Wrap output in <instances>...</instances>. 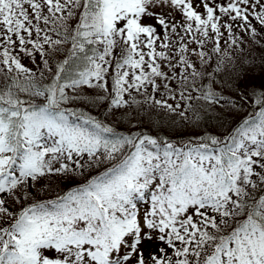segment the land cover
I'll use <instances>...</instances> for the list:
<instances>
[{"label": "snow or ice", "instance_id": "1", "mask_svg": "<svg viewBox=\"0 0 264 264\" xmlns=\"http://www.w3.org/2000/svg\"><path fill=\"white\" fill-rule=\"evenodd\" d=\"M264 0H0V264H264Z\"/></svg>", "mask_w": 264, "mask_h": 264}, {"label": "trees", "instance_id": "2", "mask_svg": "<svg viewBox=\"0 0 264 264\" xmlns=\"http://www.w3.org/2000/svg\"><path fill=\"white\" fill-rule=\"evenodd\" d=\"M255 48V51L253 52V55L259 57L261 55H264V51L261 50L258 46H253Z\"/></svg>", "mask_w": 264, "mask_h": 264}]
</instances>
